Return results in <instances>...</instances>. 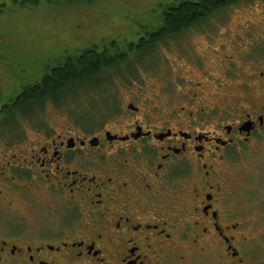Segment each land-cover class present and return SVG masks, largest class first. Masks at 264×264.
Wrapping results in <instances>:
<instances>
[{"label": "flooded vegetation", "instance_id": "obj_1", "mask_svg": "<svg viewBox=\"0 0 264 264\" xmlns=\"http://www.w3.org/2000/svg\"><path fill=\"white\" fill-rule=\"evenodd\" d=\"M212 16L181 29L164 21L125 46L90 45L25 88L44 91L70 61L102 58L109 66L86 81L111 74L107 104L66 102L69 88L20 103L23 89L1 107V120L10 107L28 112L16 115L24 134L0 137V264H161L182 250L264 264L253 242L262 230L247 207L230 204L248 199L249 211H264L255 206L264 164L252 166L251 177H263L259 195L234 175L264 159V33L257 38L251 21L208 23ZM141 47L161 52L156 70L170 77L153 89L135 80L140 66L130 74L129 52Z\"/></svg>", "mask_w": 264, "mask_h": 264}, {"label": "rangeland", "instance_id": "obj_2", "mask_svg": "<svg viewBox=\"0 0 264 264\" xmlns=\"http://www.w3.org/2000/svg\"><path fill=\"white\" fill-rule=\"evenodd\" d=\"M22 1L26 0H0V109L20 95L30 84L40 81L50 65L62 62L68 57L78 59L77 55L90 45L111 44L116 41L125 46L126 43L137 42L138 37L147 38L149 33L163 26L166 11L187 0H36L25 3ZM220 14L212 13L213 16L208 23H220L226 28L235 29L236 25L251 21L255 24L256 37H263L264 0H246L235 7L227 8L219 17ZM185 37L189 36L184 34L178 39L181 41ZM229 37L231 35L226 38L227 42ZM154 48L141 47L139 52H129L132 60L128 64L130 74L134 75L135 69L140 66L141 71H137L139 75L135 80L148 89H153L165 79H170L168 72H157L156 68L159 63L162 64L163 55L161 56V52H155L154 55ZM169 56L174 58L173 54ZM110 75L104 74L99 81H84L70 85L61 98L63 97L66 102L105 101L107 104L108 91L102 88L107 86L105 81ZM94 93L100 97L94 98L96 97ZM47 107L45 104L42 109L47 110ZM24 112L27 113L28 110L25 109ZM23 124L24 120L19 116L9 119V122L7 119H0V137L20 132L24 134ZM263 161L264 159L259 157L251 164L248 161L242 163L241 167L238 164L239 170L234 174L237 179L236 186H240L241 190L248 193L258 192L259 195L258 188L262 187L258 184L263 185L260 183L263 177L251 176L256 170V168L253 170V167L262 166ZM249 203L251 201L248 199L240 202L238 198L230 202L231 205L247 207L244 208L246 214L256 221L257 230H262L254 236L253 242L254 246H258L260 255L258 259L264 261V211L257 213L249 211ZM262 204L263 200L258 201L255 204L256 210ZM161 264H221V262L215 253H188L182 250L178 252L177 257L162 261Z\"/></svg>", "mask_w": 264, "mask_h": 264}, {"label": "trees", "instance_id": "obj_3", "mask_svg": "<svg viewBox=\"0 0 264 264\" xmlns=\"http://www.w3.org/2000/svg\"><path fill=\"white\" fill-rule=\"evenodd\" d=\"M32 2L36 0H26L25 2ZM240 0H198L197 3L184 2L177 9L170 10L171 12L167 15L165 14V22L169 23V26L176 25L177 27L186 28L196 22H200L205 18H208L212 13L222 8L229 7L236 4ZM194 9H197L194 11ZM179 29L169 28L166 32H175ZM81 67H76L74 61H70L66 70H56L52 78H45L41 86L47 87L44 91H35L32 94V90H24V94L17 102H27L30 99H35L37 103L40 104L41 101L45 99L49 93L52 96H56L60 89L69 88L70 85L77 84L79 82H84L87 80L88 75L103 68L104 64L109 66L108 62L103 61L102 58L88 59L86 55L81 58ZM25 110L24 107L16 108L10 107L5 109L7 113V121L12 119L16 115H20ZM15 115V116H14Z\"/></svg>", "mask_w": 264, "mask_h": 264}]
</instances>
